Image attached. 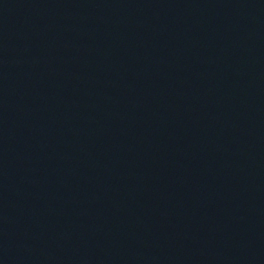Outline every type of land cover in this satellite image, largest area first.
<instances>
[{"label": "water", "instance_id": "1", "mask_svg": "<svg viewBox=\"0 0 264 264\" xmlns=\"http://www.w3.org/2000/svg\"><path fill=\"white\" fill-rule=\"evenodd\" d=\"M0 264H264V0H0Z\"/></svg>", "mask_w": 264, "mask_h": 264}]
</instances>
